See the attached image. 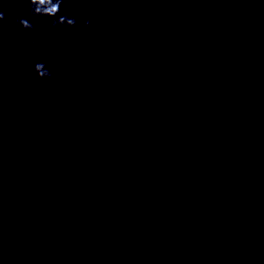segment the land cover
<instances>
[{"label": "water", "instance_id": "1", "mask_svg": "<svg viewBox=\"0 0 264 264\" xmlns=\"http://www.w3.org/2000/svg\"><path fill=\"white\" fill-rule=\"evenodd\" d=\"M0 11V264H264V0Z\"/></svg>", "mask_w": 264, "mask_h": 264}, {"label": "clouds", "instance_id": "2", "mask_svg": "<svg viewBox=\"0 0 264 264\" xmlns=\"http://www.w3.org/2000/svg\"><path fill=\"white\" fill-rule=\"evenodd\" d=\"M64 0H27L29 6V12L32 16H43V17H57L52 21V27L66 26L73 27L76 24L74 18H69L65 15H59L60 6ZM4 19V13L0 11V21ZM17 22L24 29H31L33 25L26 19L19 18ZM90 21L85 20L84 26L87 27ZM33 70L37 74L38 78H47L51 73L45 68L43 63H36Z\"/></svg>", "mask_w": 264, "mask_h": 264}]
</instances>
